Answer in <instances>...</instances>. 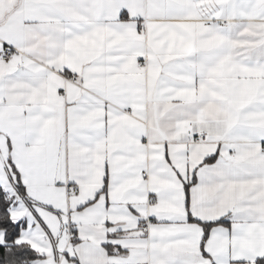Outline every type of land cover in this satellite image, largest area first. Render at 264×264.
<instances>
[{"label":"snow or ice","instance_id":"6c2138e0","mask_svg":"<svg viewBox=\"0 0 264 264\" xmlns=\"http://www.w3.org/2000/svg\"><path fill=\"white\" fill-rule=\"evenodd\" d=\"M0 264H264V0H0Z\"/></svg>","mask_w":264,"mask_h":264}]
</instances>
